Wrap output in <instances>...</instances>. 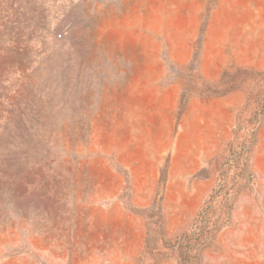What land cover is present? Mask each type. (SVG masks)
Masks as SVG:
<instances>
[{
  "label": "rangeland",
  "instance_id": "obj_1",
  "mask_svg": "<svg viewBox=\"0 0 264 264\" xmlns=\"http://www.w3.org/2000/svg\"><path fill=\"white\" fill-rule=\"evenodd\" d=\"M259 71L264 0H0V264H176L213 188L199 264H264Z\"/></svg>",
  "mask_w": 264,
  "mask_h": 264
},
{
  "label": "trees",
  "instance_id": "obj_2",
  "mask_svg": "<svg viewBox=\"0 0 264 264\" xmlns=\"http://www.w3.org/2000/svg\"><path fill=\"white\" fill-rule=\"evenodd\" d=\"M262 75L264 79V71L258 72ZM257 112L254 113V119L251 123H256V128H251L250 137L243 140L241 148L237 151H231L227 160L229 166H233L235 170H246L247 169V156L251 150V146L254 142V135L256 129L264 121V91L261 92L260 101L258 104ZM216 189L213 188L212 192L204 200L202 206L198 210L197 214L193 218L190 226L180 235H178L173 246L177 251V261L176 264H199L200 251L207 241L209 234L216 231L219 226H217V220H211L208 211L205 209L207 203L213 198ZM231 193H228L222 200L223 210L227 209L229 206V200L231 199Z\"/></svg>",
  "mask_w": 264,
  "mask_h": 264
},
{
  "label": "crops",
  "instance_id": "obj_3",
  "mask_svg": "<svg viewBox=\"0 0 264 264\" xmlns=\"http://www.w3.org/2000/svg\"><path fill=\"white\" fill-rule=\"evenodd\" d=\"M212 140V139H211ZM213 143V141H211Z\"/></svg>",
  "mask_w": 264,
  "mask_h": 264
}]
</instances>
